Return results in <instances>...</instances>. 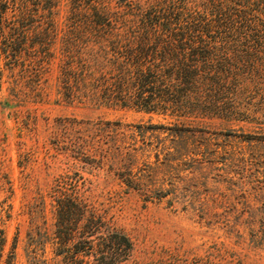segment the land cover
<instances>
[{"label": "rangeland", "instance_id": "374dc122", "mask_svg": "<svg viewBox=\"0 0 264 264\" xmlns=\"http://www.w3.org/2000/svg\"><path fill=\"white\" fill-rule=\"evenodd\" d=\"M73 1L54 8L44 57L35 37L0 55V264L66 263L52 239L63 193L129 237L118 264H264V72L225 78L228 90L212 94L226 103L205 112L70 100L60 65L61 36L80 16ZM208 47L214 61L264 64V47Z\"/></svg>", "mask_w": 264, "mask_h": 264}, {"label": "trees", "instance_id": "16d2710c", "mask_svg": "<svg viewBox=\"0 0 264 264\" xmlns=\"http://www.w3.org/2000/svg\"><path fill=\"white\" fill-rule=\"evenodd\" d=\"M58 2L0 0V39L9 47L0 55L15 54L14 45L35 37L39 46L34 52L44 57L48 43L58 36L52 25ZM73 2L80 16L71 33L61 36L60 65L70 100L164 114L205 112L226 103L212 94L228 90L225 78L246 70L250 75L264 72V64L214 61L208 47H264V0H152L145 5L116 0L128 19L112 10L109 0ZM8 11L13 12L11 18ZM43 24L49 30H39ZM55 216V254L62 255L65 264H118L132 250L129 237L87 199L63 193L56 199ZM4 241L0 229V257Z\"/></svg>", "mask_w": 264, "mask_h": 264}]
</instances>
